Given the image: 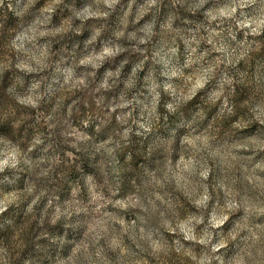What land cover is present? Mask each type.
Returning <instances> with one entry per match:
<instances>
[{
	"label": "clouds",
	"instance_id": "1",
	"mask_svg": "<svg viewBox=\"0 0 264 264\" xmlns=\"http://www.w3.org/2000/svg\"><path fill=\"white\" fill-rule=\"evenodd\" d=\"M0 264H264V0H0Z\"/></svg>",
	"mask_w": 264,
	"mask_h": 264
}]
</instances>
